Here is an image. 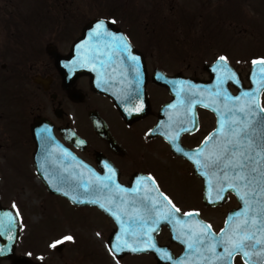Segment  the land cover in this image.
I'll list each match as a JSON object with an SVG mask.
<instances>
[{"label": "flooded vegetation", "instance_id": "1", "mask_svg": "<svg viewBox=\"0 0 264 264\" xmlns=\"http://www.w3.org/2000/svg\"><path fill=\"white\" fill-rule=\"evenodd\" d=\"M112 1L0 0V203L8 208L15 204L13 209L18 211L21 221L17 243L0 236V254L4 255L0 256V264H47L39 257L44 255L43 251L52 249L50 246L47 250L32 247L25 229L28 227L25 216L34 208L26 200L24 191L31 188L32 180L41 191L37 195L40 201L37 210L45 219L52 222V215L57 213L55 204L63 198L49 192L47 185L37 177L34 163L37 140L43 143L46 157L52 153L46 161L51 165L58 155L59 145L100 174L107 171L105 163L109 164L124 187H135V179L152 176L159 191L171 198L181 213L197 210L199 215L193 219L211 224L217 233L224 227L225 220L242 208L232 190L226 191L223 199L210 203L206 198L205 178L197 174L191 160L174 152L173 143L165 136L169 120L161 124L160 119L161 109L173 99L154 77L197 80L202 90L208 89L212 73H216L213 67L217 57L225 55L242 89L250 88L251 61L264 57V43L254 44L258 48L251 61L235 62L237 55L229 49H221L222 53L215 58L195 64L185 48L189 46L187 35L196 25L192 23V10L179 4L161 7L157 15H150L130 6V0H120L119 6H112ZM202 8L208 11L205 0ZM240 12L243 13V9ZM242 13L237 15L236 28L245 32L260 31L259 24ZM95 19H114L138 52L139 61L145 62L149 113L140 119L125 121L108 97L92 89L89 76L68 77L60 71L58 61L70 59L72 47L86 25ZM199 24L202 30L204 24ZM217 26L213 32H207L209 37L220 36V26ZM157 46L167 48L161 49L160 54L153 49ZM182 49L184 56H181ZM226 90L233 95L240 91L234 84L226 86ZM261 106L264 108V93ZM193 111L197 117L195 130L182 132L176 141L179 143L180 139L183 148L180 147L186 151L197 149L204 137L217 127V114L212 109L200 106ZM12 177H21L24 183ZM145 184L151 187L150 182L145 181ZM104 217L107 224L105 253L109 263L114 260L125 264H172L161 259L153 249L138 253L126 249L114 258L108 248L117 226L111 217ZM153 238L157 247L166 250L173 260L186 251L181 241L173 239L166 221H161ZM63 250L64 247L58 252ZM256 252L253 261L264 264V253L259 249ZM233 264H243L242 257L236 255Z\"/></svg>", "mask_w": 264, "mask_h": 264}, {"label": "snow or ice", "instance_id": "2", "mask_svg": "<svg viewBox=\"0 0 264 264\" xmlns=\"http://www.w3.org/2000/svg\"><path fill=\"white\" fill-rule=\"evenodd\" d=\"M109 23L115 24L116 21L96 20L87 34L88 38L76 45L78 58L73 62L74 66L92 65L93 71L99 72L106 67L101 57H107L108 60L123 57L130 62L136 80L139 81L140 58L131 50L128 37L111 31ZM97 62L100 64L99 69L96 67ZM251 64V79L256 85L251 91L231 95L224 88L226 81H239L228 65L227 56L220 55L213 67V71L217 73L214 90L201 91L189 82L178 81L181 87L173 89L177 99L168 105L169 108L179 109L174 115L183 119L177 121L170 116L165 136L173 143L176 151L182 152L191 160L205 178L206 198L209 202L223 199V194L232 190L242 203V208L225 220L224 227L218 233L212 230L211 224L193 219L199 215L197 210L181 213L173 200L159 191L155 179L150 175L139 177L136 186L128 188L116 182L115 169L107 163L104 165L107 173L103 176L96 174L85 164L78 162L75 165L77 168L87 169L89 175L85 177L80 173L78 183L71 186L72 191L64 192V195L70 196L73 202L98 205L115 218L119 224V233L115 237V243L108 248L114 258L126 249L132 253L153 249L161 259L172 261V264H233L236 255L242 257L243 264H256L252 259L254 254H258L256 250L264 253V108L260 105V94L264 93V57L253 59ZM197 96L206 97L207 102L205 98L197 99ZM126 99L128 102L133 101L130 95ZM196 104L212 109L217 114V127L189 155L176 141L182 132L195 130L197 117L193 105ZM142 107L141 103L135 110L141 111ZM57 150L64 157L71 156L59 145ZM51 156L52 153H48L46 159ZM40 167L43 168V163ZM45 179H48L47 175ZM145 181L150 182L151 187ZM52 182L49 180L50 184ZM57 182L64 184L66 179L57 175ZM57 191L63 192V187H57ZM73 192L77 194H72ZM12 207L15 208L16 205L13 204ZM16 215H19L18 211ZM161 221L168 222L175 233L174 238L185 245L183 257L173 260L166 250L157 247L153 233L158 230ZM15 223L11 213L5 212L0 216V236H7L12 240L11 233ZM73 239L71 235H64L54 240L50 247L55 248L63 241ZM39 259L42 260L43 257Z\"/></svg>", "mask_w": 264, "mask_h": 264}, {"label": "rangeland", "instance_id": "3", "mask_svg": "<svg viewBox=\"0 0 264 264\" xmlns=\"http://www.w3.org/2000/svg\"><path fill=\"white\" fill-rule=\"evenodd\" d=\"M209 5L208 11H202L203 0H130V6L139 8L150 15L158 14L161 7H184L192 10L193 21L195 26L187 35L189 39L188 49L186 54L193 56V63L198 64L203 60H210L219 55L221 49H229L233 55H237L233 60H250L256 45L263 44L264 38V0H205ZM112 6H119L120 0H113ZM240 7L243 13L240 12ZM200 10V12H199ZM256 10V12H255ZM202 13V14H201ZM234 13V15H233ZM246 14L251 17L255 23L259 24L260 31H242L236 28L235 20L238 21V14ZM202 16V17H200ZM200 17V19H198ZM203 23L204 27L200 30V24ZM221 30L220 36L209 37L207 32H213L215 27ZM207 42H203V39ZM166 46H157L161 54V49L166 50ZM160 49V51H159ZM174 51V49H172ZM183 49L181 50L182 53ZM166 55V54H165ZM231 55L230 57H232ZM184 56V51L183 55ZM170 66L171 64H165ZM172 69V68H170ZM19 178L24 183L21 177H12V179ZM13 181V180H12ZM13 182H16L14 180ZM39 184V182H38ZM32 185V186H31ZM30 189L27 188L24 193L27 197L31 209L30 215L25 216L28 227H25L26 234L31 240L32 247L39 250H47L50 244L64 235H71L74 237L72 241H63L64 250L58 252L56 247L43 251V260L47 264H115L114 260L111 263L106 258V234L107 224L104 215L97 209L92 207H78L72 205L67 199L61 198L55 204L57 213L53 214L52 222L45 219L39 211V200L37 199L38 193L37 182L32 180ZM33 185H35L33 187ZM37 185V186H36ZM48 224V225H46ZM43 232V233H42ZM42 233V234H40ZM99 233V235H97ZM26 236V235H25ZM117 263V262H116ZM118 264H125L118 261Z\"/></svg>", "mask_w": 264, "mask_h": 264}, {"label": "water", "instance_id": "4", "mask_svg": "<svg viewBox=\"0 0 264 264\" xmlns=\"http://www.w3.org/2000/svg\"><path fill=\"white\" fill-rule=\"evenodd\" d=\"M95 22H96V20L91 22L89 25H87V27L84 30L83 37L76 43V45L83 42L84 40H86L88 38L87 34H88V32H90L92 30V28L95 25ZM108 27L110 28L111 31L120 34V31L118 29H116L114 27V25H112L111 23H109ZM76 45L73 48L74 55H77ZM131 50L135 52V50H133L132 47H131ZM73 53H72V57H73ZM101 59L104 60L106 67L101 69L99 72L93 71L92 65H89L87 67L74 66V64H73L74 61H68V62L58 61V65L60 68H62L61 70L64 71L63 73L70 72V73H73L75 77L80 76V75H89L91 77V84H92L93 89L98 93H102V94L110 96L114 100L116 106L119 108V110L122 112V114L126 118H128V116L132 115V113H133L132 109H134L137 106V100L140 98V96L145 95V87H146L145 72H142V73L140 72L141 77H140V80L137 81L136 77H135V73L131 69L130 62L128 60H126L125 58L121 57L120 59H117L116 57H113L111 60H108L107 57H101ZM74 60H76V59H74ZM69 66H71V67H69ZM96 67L98 69L100 68L99 62L96 63ZM250 79H251V76H250ZM251 82H252V79H251ZM172 83L173 82L166 83L165 85L170 90L171 94L174 96V99H175L174 102H175L177 99V96H176L175 91L170 86V84H171L172 87H174V84H172ZM190 84L196 86L199 90L201 88L198 83H190ZM252 86H253V88L256 87V85H254L253 82H252ZM129 95L133 97L132 102H128L126 99V97ZM260 96H261V94H260ZM200 98H205V102L207 101L206 97L197 96V99H200ZM198 106H200V105L199 104L193 105V108L195 109ZM178 111H179V109H173V108H169L168 106H166L164 108V111H163V114L166 117L163 118V120L164 121L169 120L170 116H172L173 119H175V120L183 119L182 117L174 115ZM139 112H141V111H139ZM71 157H73V156L71 155L70 157H64L63 153L60 152V154L58 153V155L55 156L54 163L52 165L51 175H52L54 181L56 182L57 187H63V192H61V191H57V192L61 193L63 195H64V192H71L72 191L71 186L78 183V176L80 175V173H83L85 177H87L89 175L87 169L75 167V165L79 161L77 159L73 160ZM63 169H67V171H64ZM197 173L199 175H201L198 170H197ZM40 175H41V177H43L45 179V174L40 173ZM57 175L63 176L66 179V183H64V184L58 183L57 182ZM46 181L49 182L48 180H46ZM77 192H78V190H77ZM77 192H73L72 194H77ZM64 196H66V195H64ZM213 196H214V194H213ZM66 197L71 199L70 196H66ZM73 203L76 205H94V206L99 207L98 205L89 204L87 202H85V203L73 202ZM101 210L103 212H105L103 209H101ZM5 212L13 214L12 212H10L8 210L6 211L0 207V216H2ZM105 213H107V212H105ZM107 214H109V213H107ZM117 224H118V222H117ZM18 226L19 225L17 223L16 234L18 233V230H19ZM118 226H119V224H118ZM173 234L175 236L174 231H173Z\"/></svg>", "mask_w": 264, "mask_h": 264}]
</instances>
